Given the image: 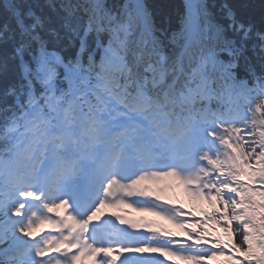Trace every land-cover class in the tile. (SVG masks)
Here are the masks:
<instances>
[{
  "label": "snow or ice",
  "instance_id": "6c2138e0",
  "mask_svg": "<svg viewBox=\"0 0 264 264\" xmlns=\"http://www.w3.org/2000/svg\"><path fill=\"white\" fill-rule=\"evenodd\" d=\"M0 6L8 20L0 41L11 43L19 67L5 92L13 101L3 109L10 113L6 123L48 131L90 118L120 127L144 115L149 123L136 131L151 135L148 112L175 121L186 153L226 150L227 159L213 163L239 185H225L239 197L231 205L218 195L196 198L194 215L220 214L205 233L215 241H206L213 249L206 264H264V74L256 75L246 55L251 41L264 73V10L258 28L243 14L250 4L214 0H182V7L169 0H46L26 10L3 0ZM213 100L224 106L211 107ZM19 215L0 220V264H23L20 237L33 233L17 229ZM159 251L106 254L119 261L125 253Z\"/></svg>",
  "mask_w": 264,
  "mask_h": 264
},
{
  "label": "trees",
  "instance_id": "16d2710c",
  "mask_svg": "<svg viewBox=\"0 0 264 264\" xmlns=\"http://www.w3.org/2000/svg\"><path fill=\"white\" fill-rule=\"evenodd\" d=\"M15 3H18L24 6V10H26L27 5L32 4H40L44 5L46 0H14ZM116 2H122V0H108L109 4H113ZM147 4H155L160 3L162 0H145ZM169 2L174 3L177 6L182 7V0H169ZM209 2H213V0H209ZM214 2L218 5L222 3H232V4H250L252 7L250 9L244 10V16L246 19L250 18L253 22L256 23L257 27H261L260 25V17L261 12L264 10V0H214ZM3 4V0H0V5ZM37 10L38 9H34ZM214 11H216L214 9ZM237 11H239L237 9ZM8 22L5 11L2 6H0V26L4 23ZM252 43V42H251ZM250 43V44H251ZM249 44L248 55L252 57L253 52L251 51V45ZM12 45L11 43H4L0 41V160L5 158L6 148L5 142L2 137V125L5 122L6 115L3 109L10 105L13 101L11 97L5 98V92L7 87L18 77L19 75V67L18 60H12ZM255 55V54H254ZM256 56V55H255ZM25 59L28 60L29 57L25 55Z\"/></svg>",
  "mask_w": 264,
  "mask_h": 264
},
{
  "label": "rangeland",
  "instance_id": "374dc122",
  "mask_svg": "<svg viewBox=\"0 0 264 264\" xmlns=\"http://www.w3.org/2000/svg\"><path fill=\"white\" fill-rule=\"evenodd\" d=\"M25 153L27 154V151H25ZM26 160H27V158H25L24 159V161H23V163H22V171L20 172L21 174H20V176H25V177H34L35 178V180H39V176H38V171H36L35 170V166H33V168L31 169V168H29V167H27V162H26ZM35 165V164H34ZM25 173H27V175L25 174ZM144 185V183L143 182H141L140 184H139V186H143ZM20 190L22 191V193L24 194V195H26V197H30V196H32V195H34V194H36V193H39V194H42V191L40 190V189H38V188H36V189H31L29 186H27V185H25V184H22L21 186H20ZM51 208H52V210H56V207H55V205H54V203H52V205H51ZM59 210H60V208H59ZM34 219V217L33 216H30L29 217V220H33ZM54 228H56L55 226H52V227H49V228H46L47 230H53ZM20 230H23V228H20ZM21 240L22 241H29L30 240V237H27V236H23V235H21ZM82 259H85V260H88V258H86V256L84 255V256H82Z\"/></svg>",
  "mask_w": 264,
  "mask_h": 264
},
{
  "label": "bare ground",
  "instance_id": "6f19581e",
  "mask_svg": "<svg viewBox=\"0 0 264 264\" xmlns=\"http://www.w3.org/2000/svg\"><path fill=\"white\" fill-rule=\"evenodd\" d=\"M248 57L250 58V60H251V54H250V56L248 55ZM259 65H260V63H259ZM98 177V176H97Z\"/></svg>",
  "mask_w": 264,
  "mask_h": 264
}]
</instances>
